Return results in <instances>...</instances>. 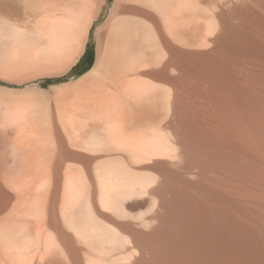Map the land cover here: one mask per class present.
Segmentation results:
<instances>
[{
    "label": "bare ground",
    "instance_id": "obj_1",
    "mask_svg": "<svg viewBox=\"0 0 264 264\" xmlns=\"http://www.w3.org/2000/svg\"><path fill=\"white\" fill-rule=\"evenodd\" d=\"M0 264H264V0H0Z\"/></svg>",
    "mask_w": 264,
    "mask_h": 264
},
{
    "label": "rangeland",
    "instance_id": "obj_2",
    "mask_svg": "<svg viewBox=\"0 0 264 264\" xmlns=\"http://www.w3.org/2000/svg\"><path fill=\"white\" fill-rule=\"evenodd\" d=\"M94 42L91 40L88 43V48L86 50V52L84 53V55L82 56V58L80 59V62L78 63V67H76V72L77 74H81L83 72H85L87 70V68L89 67V65L93 62L90 63L91 59H94ZM90 63V64H89ZM70 78V77H68ZM44 85H48V84H44Z\"/></svg>",
    "mask_w": 264,
    "mask_h": 264
},
{
    "label": "trees",
    "instance_id": "obj_3",
    "mask_svg": "<svg viewBox=\"0 0 264 264\" xmlns=\"http://www.w3.org/2000/svg\"><path fill=\"white\" fill-rule=\"evenodd\" d=\"M92 61H93V59L90 60V63H91ZM90 63H89V64H90ZM91 64H92V63H91ZM91 64H90V65H91ZM90 65H89V66H90Z\"/></svg>",
    "mask_w": 264,
    "mask_h": 264
}]
</instances>
